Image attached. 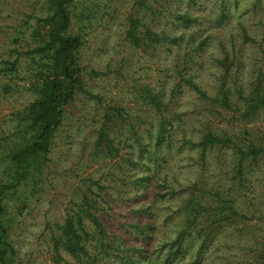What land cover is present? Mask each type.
Returning <instances> with one entry per match:
<instances>
[{"label":"rangeland","instance_id":"1","mask_svg":"<svg viewBox=\"0 0 264 264\" xmlns=\"http://www.w3.org/2000/svg\"><path fill=\"white\" fill-rule=\"evenodd\" d=\"M103 1L107 11L103 23L90 30L82 49L85 70L97 72L96 75L84 72V87L98 98L78 92L64 107L63 122L52 139L31 200L24 203L19 200L29 189L23 180L11 191L12 204L19 207L16 216L19 226L11 234L17 252L15 264H54L48 225L62 219L71 202L86 190L85 182L89 179L104 185L108 194L104 195L106 203L102 209L107 215H115V205L132 209L141 204L151 205L156 212L166 215L190 193L202 197L215 191L232 195L245 218H238L231 231H225L215 241L217 251L211 254L210 264H258L257 254L264 251V108L253 115L246 111L248 92L257 83L264 94V0H157L154 9L160 11L159 25L165 24L175 35L182 34L184 40L191 32L195 44L205 39L202 48H195L193 53L190 50L195 46H184L183 41L182 46L170 44L157 52L131 48L125 39V19L134 12L135 1L139 0ZM40 2L0 0V68L2 60L13 59L17 54L23 62L13 75L0 70V179L3 180L9 179L5 172L8 163L5 151L10 147V133L31 97L27 87L33 77L23 58L26 43L32 44L27 35L34 23L33 15L40 14ZM179 11H187L194 20L181 21L177 17ZM170 17L172 21L168 20ZM222 46L235 56L229 70L218 61L223 56ZM185 50L192 56L188 72L181 69ZM180 75L189 76L200 91L180 83ZM172 82L180 86L170 94ZM146 85L154 89L162 85L166 110L159 112L135 99L136 91ZM223 87L231 90L227 104L221 100ZM107 106L124 110L122 131L126 132L131 121L150 151L155 152L158 166L150 163L149 168L143 165L137 168L127 162V156L133 161L139 157L129 132L124 134L118 158H102L93 152L102 111ZM163 117L171 125L166 126L165 140L157 147L154 134ZM206 132L229 138V147L216 146L202 157L195 144ZM251 145L262 151L251 170L245 168L240 180L234 169L237 149L246 151ZM136 171L155 175L146 193L132 184ZM33 176L36 174L29 175L26 182H31ZM163 177L168 180L173 177L178 183L173 186L174 194L161 184ZM159 193L165 196L160 197ZM175 224L177 219L164 221L163 226L166 229Z\"/></svg>","mask_w":264,"mask_h":264},{"label":"trees","instance_id":"2","mask_svg":"<svg viewBox=\"0 0 264 264\" xmlns=\"http://www.w3.org/2000/svg\"><path fill=\"white\" fill-rule=\"evenodd\" d=\"M157 2L135 1L134 12L125 19V39L128 45L145 52H157L170 44L186 45L189 48L195 46L191 48V53L195 48L201 49L204 38L195 44L194 34L191 32L184 40L182 34L175 35L166 29L165 24L159 25L157 14L160 11L154 9ZM39 12V15H33L34 23L30 25L27 35L32 44L26 43L28 47L23 58L33 77V82L27 87L31 97L20 112V118L10 133V147L5 151L8 156L5 172L7 171L9 179H0V264L16 263L17 252L11 234L19 226L16 217L19 207L12 204L14 198L10 194H13L15 187L23 180L25 186L29 185V189L19 200L23 203L31 200L33 187L42 174L52 139L63 122L64 107L75 99L78 92L98 98L84 87V72L88 75H96L97 72L85 70L82 65V49L93 27L102 25L103 15L107 13L106 2L41 0ZM177 17L185 23L194 20L187 11H179ZM168 20L172 21V18ZM24 22L27 23V19ZM244 34L247 36L245 31ZM14 42H17V38H14ZM221 48L223 56L218 61L225 70H229L235 63V56L230 55L223 46ZM184 52L181 69L188 72L192 56H188L187 50ZM22 63L21 56L17 54L13 59L2 60L0 70L13 75ZM179 81L200 91L199 86L187 75H180ZM180 83L172 82L169 93L173 94ZM160 86L157 89L143 86L136 91L134 97L141 104L159 112L164 111L165 92ZM230 92V88H222V103L227 104ZM248 96L247 114L253 115L264 108V94L258 83L248 92ZM123 114L124 110L120 107L103 108L102 121L93 142V152L102 158H118L120 146L125 141L124 134L129 132L137 146L139 157L137 161H133L127 156V162L137 168L142 165L149 168L150 163L158 166L155 152L150 151L147 142L141 139L131 121H128L126 132L122 131ZM167 125H171V122L165 117L158 121L154 134L157 147L165 140ZM229 143V138H222L211 132H206L196 144L194 142L202 157L216 146L228 148ZM261 151L260 147L254 145L246 151L237 149L234 169L238 179L243 178L245 168L251 170ZM143 153L144 156H141ZM33 173L36 176L30 178L31 182H26V178ZM135 174L132 184L146 193L149 181L155 175L152 176L148 171L143 174L136 171ZM161 181L164 188L174 194L173 186L178 184L176 180L173 177L170 180L163 177ZM85 187L86 190L80 197L71 202L62 219L48 225L54 264H210L211 254L217 251L218 243L215 241L225 231H231L238 218H245L235 206L236 199L218 191L209 197L190 193L173 212L166 215L156 212L151 205L144 204L132 209L115 205V215H107L102 209V205L106 203L104 195L108 194L104 185L95 179H89L85 182ZM159 195L165 196L162 193ZM174 219H177V224L165 229L164 221L170 223ZM257 256L260 260L258 264H264V251Z\"/></svg>","mask_w":264,"mask_h":264}]
</instances>
